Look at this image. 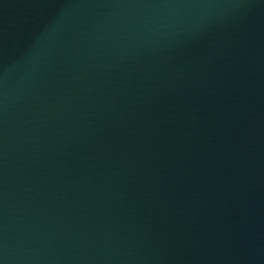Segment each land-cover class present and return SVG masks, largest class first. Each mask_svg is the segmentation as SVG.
Segmentation results:
<instances>
[{"label":"water","instance_id":"water-1","mask_svg":"<svg viewBox=\"0 0 264 264\" xmlns=\"http://www.w3.org/2000/svg\"><path fill=\"white\" fill-rule=\"evenodd\" d=\"M0 264H264V0H0Z\"/></svg>","mask_w":264,"mask_h":264}]
</instances>
